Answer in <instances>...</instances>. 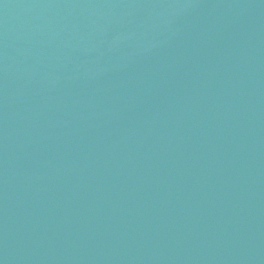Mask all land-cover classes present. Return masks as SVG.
<instances>
[{
  "label": "water",
  "instance_id": "95a60500",
  "mask_svg": "<svg viewBox=\"0 0 264 264\" xmlns=\"http://www.w3.org/2000/svg\"><path fill=\"white\" fill-rule=\"evenodd\" d=\"M0 264H264V0H0Z\"/></svg>",
  "mask_w": 264,
  "mask_h": 264
}]
</instances>
